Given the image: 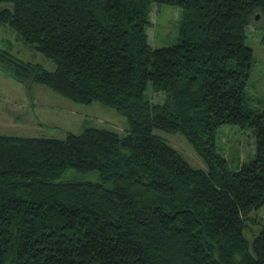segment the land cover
Instances as JSON below:
<instances>
[{
	"label": "trees",
	"instance_id": "1",
	"mask_svg": "<svg viewBox=\"0 0 264 264\" xmlns=\"http://www.w3.org/2000/svg\"><path fill=\"white\" fill-rule=\"evenodd\" d=\"M4 1L0 23L55 63L33 64V81L112 106L127 127L0 134V264H264V220L250 242L243 233L264 202V107L248 103L245 43L264 0ZM153 3L182 8L175 42L149 44ZM223 123L251 130L234 167L217 149ZM156 128L180 131L204 167ZM68 168L98 180L56 179Z\"/></svg>",
	"mask_w": 264,
	"mask_h": 264
},
{
	"label": "rangeland",
	"instance_id": "2",
	"mask_svg": "<svg viewBox=\"0 0 264 264\" xmlns=\"http://www.w3.org/2000/svg\"><path fill=\"white\" fill-rule=\"evenodd\" d=\"M10 2H0V8ZM182 8L177 5L152 4L149 12L150 24L146 26L148 42L152 47L168 45L179 36V21ZM264 28V16L255 18L245 26V43L252 48L254 63L246 85L248 103L251 107H264V43L260 36ZM0 134L19 136L64 137L67 131L78 133L85 125L103 126L126 132V117L112 106L93 100L79 103L67 99L47 86L33 81L32 75L39 64L53 70L52 58L27 45L18 38L9 25L0 23ZM3 58V59H1ZM29 65H28V64ZM26 67L28 70H25ZM145 96L155 101L162 99V92H154L148 81ZM166 143L172 145L194 167L204 163L180 131L167 132L154 129ZM217 149L235 166L249 158L253 151V138L249 128L237 124L223 123L215 138ZM80 179L97 181L96 172H77L68 168L56 179ZM256 221L248 220L243 230L250 240L264 220V202L252 210Z\"/></svg>",
	"mask_w": 264,
	"mask_h": 264
},
{
	"label": "water",
	"instance_id": "3",
	"mask_svg": "<svg viewBox=\"0 0 264 264\" xmlns=\"http://www.w3.org/2000/svg\"><path fill=\"white\" fill-rule=\"evenodd\" d=\"M258 16H259V13H256V14H255V18H258Z\"/></svg>",
	"mask_w": 264,
	"mask_h": 264
}]
</instances>
